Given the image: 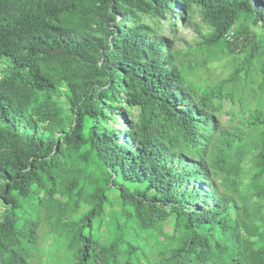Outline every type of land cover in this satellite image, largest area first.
Here are the masks:
<instances>
[{
  "label": "trees",
  "instance_id": "trees-1",
  "mask_svg": "<svg viewBox=\"0 0 264 264\" xmlns=\"http://www.w3.org/2000/svg\"><path fill=\"white\" fill-rule=\"evenodd\" d=\"M41 222L65 264H264V0H0V264Z\"/></svg>",
  "mask_w": 264,
  "mask_h": 264
},
{
  "label": "rangeland",
  "instance_id": "rangeland-1",
  "mask_svg": "<svg viewBox=\"0 0 264 264\" xmlns=\"http://www.w3.org/2000/svg\"><path fill=\"white\" fill-rule=\"evenodd\" d=\"M175 3V2H173ZM252 24V21L249 20ZM162 26L164 28L163 35L166 38H172L173 33L169 22L162 20ZM238 26V23L237 25ZM176 39L173 43V47L179 49H187L189 46H194L201 38L197 35L196 29H201L203 32L207 31V27L200 22V11L194 10L191 18L187 22H180L176 24ZM254 30V31H253ZM252 31L259 33L261 28L255 27ZM209 58L210 78H223L230 71L231 67L224 63L222 60H218L219 57ZM241 58V56H239ZM187 78H192V75H186ZM255 77V74L253 75ZM210 80V79H209ZM211 81V80H210ZM256 83L254 87H257L259 79H255ZM246 89H244V92ZM229 104L225 103L224 108H228ZM234 111V110H233ZM230 116L223 115L222 120L226 121ZM227 124V123H225ZM46 226L44 222L39 225L37 233V241L34 245L28 247L27 261L29 264H65L66 259H70V253L66 249V241L58 235V232H46Z\"/></svg>",
  "mask_w": 264,
  "mask_h": 264
},
{
  "label": "bare ground",
  "instance_id": "bare-ground-1",
  "mask_svg": "<svg viewBox=\"0 0 264 264\" xmlns=\"http://www.w3.org/2000/svg\"><path fill=\"white\" fill-rule=\"evenodd\" d=\"M204 221V220H203Z\"/></svg>",
  "mask_w": 264,
  "mask_h": 264
}]
</instances>
